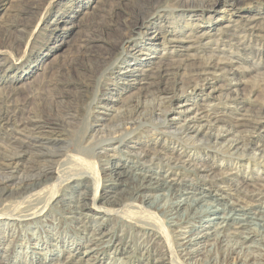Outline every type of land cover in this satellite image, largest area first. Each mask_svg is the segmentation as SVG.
<instances>
[{
	"label": "rangeland",
	"instance_id": "1",
	"mask_svg": "<svg viewBox=\"0 0 264 264\" xmlns=\"http://www.w3.org/2000/svg\"><path fill=\"white\" fill-rule=\"evenodd\" d=\"M216 1L212 4L209 0H3L0 2V93H13V105L18 104V117L24 113L37 115L40 108L52 109L58 114L55 104L59 105L58 110L62 108V114H69L66 124L53 119L36 131L45 135L49 145L58 150L70 141L69 159L65 160L62 172L72 171L69 175L77 174L75 178L86 183L84 176H79L86 163L73 160L82 156L75 150L76 146L81 142L85 145L88 134H100L110 126L160 64L179 65L180 69H186L212 56L215 61L221 59L217 65L219 68L211 69L212 74L201 89L189 90L187 96H178L176 104L165 110V119L171 130L182 125L188 115L205 109L218 111L228 120L258 119L259 128L241 134L255 141L254 150L262 149L264 37L256 34L264 33V0ZM132 9L142 12L136 20L150 17L154 23L150 26L152 28L136 23L129 25L120 43L114 44L119 35L118 26L128 25ZM244 21L252 22L253 33L245 32ZM237 22L244 33L234 41L228 38L223 41L221 36L225 34H220V29ZM138 45L142 50L138 51ZM96 58H102V62L95 65L99 71L89 82L90 68L94 67ZM126 65L131 69L126 70ZM184 108L189 110L182 111ZM197 124H204V121H197ZM148 126L154 124L148 122ZM152 130V127H139L132 133L129 129L126 137H121L123 143L112 141L104 147V156L113 154L109 157L112 161L122 163L126 160L129 165L135 164L137 159L130 150L137 149L135 145L138 143L141 144L139 147L160 148L190 156L197 164H207L211 169L206 172V178L168 169L169 175L173 174L181 187L190 185L198 190L206 185L214 189L220 186L231 199H236L237 192L248 193L264 188V163L225 154L202 141L192 146ZM234 135H228L226 139H232ZM87 159L95 166L93 159ZM165 171L163 167L162 172ZM125 178L123 176L122 180ZM51 183L55 184L38 188L20 198H8L0 204V211L11 208L24 214L36 211L32 218L15 221L2 215L0 264H54L56 261L77 264L78 257L85 250L83 245L94 229L106 233L104 240L110 236L112 242L98 249L100 242L96 247L91 246L94 252L85 256L81 263L149 264L157 257L163 259L160 264L173 263L162 238H157L154 243L139 241L134 227L132 231L122 232L128 223L120 222L116 214L96 219L98 212L94 209H99L96 205L93 209L88 208L85 218H70L60 205L75 204L78 193L89 189L77 182L62 186L53 179ZM122 184L114 185L103 179L98 193L106 196L110 192L112 195L110 190L120 189ZM54 190L65 197L62 203L56 208L49 206L39 211ZM89 192H94V187ZM156 193L160 194V191ZM102 201V197L97 199V202ZM108 203L104 205L109 207L111 204ZM121 212L131 215V208L125 207ZM202 229L194 223L189 232L185 230L183 234L195 238L204 232ZM171 230H175L174 227ZM209 232L213 233L212 229ZM261 238L264 237L256 236L254 241L246 243L260 261L264 260L258 249ZM215 244L212 235L202 238L191 245L188 259L181 255L179 258L183 264H202ZM72 253L75 256L68 257ZM233 261V257L229 259V263Z\"/></svg>",
	"mask_w": 264,
	"mask_h": 264
},
{
	"label": "bare ground",
	"instance_id": "2",
	"mask_svg": "<svg viewBox=\"0 0 264 264\" xmlns=\"http://www.w3.org/2000/svg\"><path fill=\"white\" fill-rule=\"evenodd\" d=\"M2 1L0 0V2ZM209 1L218 2L216 0ZM213 2L212 4H214ZM141 13V11H133V9L130 11L131 19L127 26L126 23L118 26L119 35L114 44L120 43L129 25L136 23L142 24L144 28H152L150 26L154 23L151 22L150 17L136 20ZM239 24V22L227 24L224 29H220V34H225L221 36L223 41H226L227 38L234 41L238 39L240 33H244L239 28ZM243 24L246 27L245 32H254L252 22L244 21ZM256 36L264 37V33L256 34ZM137 48L138 51L142 50L140 45ZM220 60L218 58L215 61L211 56L186 69H180L179 65L160 64L157 66L148 76L146 85L141 87L139 92L127 102L123 112L110 126L100 134H88L85 145H83L84 142H81L80 145L76 146L75 150L82 156L73 160L86 163L79 175L84 176L86 183L76 179L77 174L69 175L72 171L66 172V174L62 172L65 168L64 165H66L65 160L69 159L70 148L72 147L70 141H66L64 148L58 150L49 145V140L47 141L45 135L36 131H39L42 125L53 121V119L59 124H66V117L69 114H62L60 111L62 108L58 110L59 105L55 104L58 114L54 113L52 109L49 111L40 108L37 115L24 113L18 117L19 115L16 114L18 104L13 105V93H0V204L8 198H20L38 188L52 186L55 184L51 183L53 179L57 185L62 184V186L77 182L79 186L89 190L94 187V192L91 193L87 190L78 193L75 204L64 205L62 203L65 198L62 196L63 194L59 196L58 190L51 191L49 199L46 204L40 207L41 209L39 208V211L49 206L56 208L58 204L62 203L60 207L68 216L79 220L87 216L88 208L91 209L92 207L93 209V206L96 205L99 209L102 208L101 210L94 209L98 212L96 219H104L107 215L116 214L120 222L128 223L126 225L130 226H123L125 228L122 229V232L132 231L134 227L137 231L135 236L139 241L154 243L157 238H162L165 242L166 251L172 255V264H183L179 255L183 259H188L191 256L189 249L191 245L210 235L213 236L216 244L213 245L202 264H264V260L260 261L256 258L246 245L248 240L254 241L256 236L264 237V200H262L264 199V188H256L254 191H250L252 193L237 192L236 199H231L220 186L214 189L206 185L196 190L190 185L185 187L178 185L173 174L169 175L168 169H176L183 175L203 178H206V172L211 170L207 164L201 166L190 156L176 154L173 151L165 152L160 148H143L139 147L141 144L136 143L137 149H132L130 152L137 160L135 164L129 165L126 160L122 163L117 160H110L113 154L107 157L102 151L112 141L119 144L123 143L124 139L121 137H126L129 129H132L133 133V130L139 127H152V131L173 136L175 139L185 141L192 146L202 141L207 143L209 147L225 154L264 163V148L254 150L255 141L241 134L243 131L259 128L261 124L258 119L228 120L218 111L205 109L188 115L184 123L174 130H171L170 123L165 119V110L170 105L176 104V98L186 95L189 90L201 89L209 75L212 74V70L219 68L217 65H220ZM101 62L102 58L93 60L94 67L90 68L89 82L94 79L95 74L99 71L95 65ZM125 69L131 68L126 65ZM187 110L189 109H182V111ZM202 120L204 124L198 125L197 121ZM148 122H152L154 126H148ZM1 131L4 132L1 134ZM232 134H235L232 139H226L228 135ZM225 140L227 143L224 142ZM112 149L115 150L116 148L113 147ZM102 157L105 159L101 160ZM87 158L93 159L95 166ZM154 166L156 169H153ZM163 167L167 171L162 172ZM66 175L69 176L65 177ZM123 176L126 177L124 180H122ZM103 179L114 185L119 182L123 184L120 189H111L112 195L109 192L105 196L98 193V186ZM157 191H160V194H155ZM99 197L103 198L102 202H97ZM107 201L108 204H111L109 207L104 205ZM125 207L131 208V215L121 214V210L123 211ZM35 212L31 211L24 214L18 209H7L0 211V221L3 220L2 215L7 220L15 221L14 219L32 218L34 216L31 215ZM194 223L203 227L204 232L199 233L195 238L190 235L184 236L185 233L183 234V232L185 230L189 232V228ZM5 224L8 225V223ZM173 227L175 230H171ZM211 229L213 233L209 232ZM170 232L176 234L171 235ZM105 234L97 231V229L91 232L88 242L83 245L85 250L78 257L77 264H87L86 261L81 263V260L94 252L91 246L96 247L97 243L100 242L98 249L99 246L105 247L111 244L112 238L109 236L108 240H104V237L107 236ZM119 241L121 242V240ZM261 242L258 249L264 256V238H261ZM74 256L75 254L72 253L68 257ZM232 257L234 261L229 263V259ZM160 262L163 263V259L157 257L149 264H160ZM54 264H64V261H56Z\"/></svg>",
	"mask_w": 264,
	"mask_h": 264
}]
</instances>
